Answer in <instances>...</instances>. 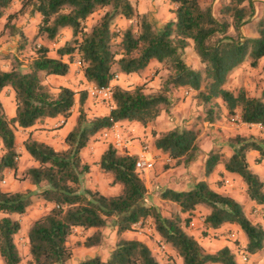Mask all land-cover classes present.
I'll use <instances>...</instances> for the list:
<instances>
[{"label": "trees", "instance_id": "trees-1", "mask_svg": "<svg viewBox=\"0 0 264 264\" xmlns=\"http://www.w3.org/2000/svg\"><path fill=\"white\" fill-rule=\"evenodd\" d=\"M14 1L0 0V19ZM169 1L175 17L161 26L147 13H139L131 0H21V8L7 15L5 27L11 32L15 31L12 21L29 7L42 19L31 40L34 55L26 67L16 55L10 69L0 64V94L6 88L13 89L16 103V114L10 117L0 97V256L5 264L23 261L15 242L22 225L13 215L26 213L34 196L50 203L51 208L28 228L31 259L26 264H67L73 255L69 241L74 228L92 231L84 241L86 247L99 246L110 219L117 226V241L108 258L95 256L79 264H175L160 261L145 241L125 236L135 229L136 223L148 219L183 264H239L232 247L226 245L210 252L187 230L200 205L209 209L203 223L205 229L236 224L246 237L243 249L248 255L264 250V225L252 221L240 201L216 191L206 180L187 190L161 189V199L179 207L171 216H164L158 206L149 203L148 188L136 167L138 155L121 152L111 143L99 164L113 177V184L122 185V192L106 195L84 184L91 168L83 160L82 151L93 137L124 121H136L144 127L153 125L162 113L170 111L173 91L181 87L194 91L196 101L203 107L201 119L205 122L222 120L225 108L230 116H238L244 123L264 126V93L250 95L244 86H227L231 74L245 62L253 68L261 66L264 78V15L255 24L256 35L245 36L242 31L255 16L256 0H219L218 15L203 0ZM99 11L100 17L89 24L90 17ZM118 16L131 24L113 30ZM66 27L72 31L71 39L57 49V56H51L46 42H54ZM191 45L201 68L186 62L185 52ZM65 55L69 56L68 61L63 59ZM75 57L80 58L89 83L112 85L108 114L88 116L85 89L76 91L66 85L52 89L44 82L42 74L67 75ZM152 60L160 64L156 74L162 68L167 70L156 91H147L146 83L127 88L116 82L117 75L143 73ZM77 104L78 119L65 137L64 149H56L32 135L24 142L27 152L38 162V166L23 172L24 179L37 190L4 189L6 171L16 175L19 168L15 128H29L49 117L62 116L67 120ZM153 135L155 147L169 156L175 167L188 166L202 152L196 128L176 126ZM232 147L229 157L217 150L208 154L205 175H211L223 164L228 172L241 176L249 199L264 208V178L248 161L250 151L258 152V161H264V137L237 134Z\"/></svg>", "mask_w": 264, "mask_h": 264}, {"label": "crops", "instance_id": "crops-1", "mask_svg": "<svg viewBox=\"0 0 264 264\" xmlns=\"http://www.w3.org/2000/svg\"><path fill=\"white\" fill-rule=\"evenodd\" d=\"M216 1L218 2L219 0ZM131 2L136 7L139 13L141 14L147 13L151 19L157 22L159 26L163 25L165 22L175 17V14L171 11L172 5L170 4L169 0H131ZM20 8H21V0H15L11 8H9L6 14L0 19V64L4 69H10L12 57L14 55L19 57L20 53H24L25 55H28L31 58L34 55V50L31 45V40L35 36L38 30V26L41 22L42 17L40 13L38 12L32 13L26 11L24 14L20 15L17 19H14L12 21V25L15 26V31L13 32L10 31V28L5 27L7 22V15L18 11ZM115 23H118L119 26L124 28L129 24V21L122 16H118L115 20ZM62 33L66 35V38L63 41L62 40L59 41L60 38H57L55 40V41H59L58 48L64 45V43L69 39H71L72 37V31L68 27L63 28L61 34ZM46 44L50 47V55L57 56V52L55 53V51L52 50L53 48L51 45H53V42H46ZM68 58H69L68 55H65L63 57V59L66 61L69 60ZM74 64L76 63H71V66ZM158 66H160L159 62L157 60H152L149 66L147 67V69L143 73L121 75L119 79L116 80V82H118L119 84L125 87L123 81L124 79H128V78H131L133 81H136L137 84L145 83L146 81H151V83L153 84L157 83L159 89L160 82L158 80V77L155 76V72L153 71V69ZM42 75L45 77L44 74ZM70 75L71 73L65 76L48 75L47 80L45 81L46 83H48V79L49 81L57 80L60 81L59 85H66L70 87V85L67 83V79L68 77H70ZM82 77L85 79L87 85L91 84L86 80L83 72H82ZM5 91H8L9 93L6 94ZM178 93H179L178 89H175L173 91V94H178ZM0 97L5 105V109L8 115L10 117H14L16 114L14 90L11 88H6L0 94ZM172 109L171 110L173 115H176L175 120L178 122L181 119L180 115L182 114L180 115L177 114V111H179L177 106L173 107ZM86 111H89L88 105L86 107ZM109 111L110 110H106V112H104L103 115L108 114ZM224 111L225 114L229 116L225 108ZM183 113H186V111H184ZM202 114L203 112L201 111L197 115H202ZM185 117L188 118L191 117L189 122H193L196 119L195 117H193L191 112H188V114H186ZM77 119H78V104L74 108L73 115L67 120H65L62 116H58L54 118L49 117L43 121L37 122L35 125L29 128L18 127L20 132H23L24 138L22 140L21 145L17 144L18 151L20 153L19 168L17 173L24 172L29 167L38 166V162L27 152L24 146L25 140L30 135H32L34 138H36L39 141H43L52 145L56 149H64L66 147L65 137L68 134V132L74 127ZM155 123L157 124L156 127L159 129V132H165L177 126L174 125V121L172 119L171 120L167 119L163 115V113L161 116L157 118ZM205 124L211 126L216 124L218 126H230L229 129L233 130V132L235 131L234 133L241 135L247 134L245 129V124L243 123H241L242 125L239 127V130L238 128L234 127L231 123H226L224 119L216 123L205 122ZM117 126L121 128V130L129 138L130 141L129 147L127 149H121V152H128L130 154L138 155L141 151V148L145 146L144 141L145 140L149 141L150 154L152 157L155 158V167L153 169L145 170L142 173H140L141 177L144 179L146 186L148 188L147 197L149 203L154 204L158 207L166 203L176 205L175 203L161 199L160 197L161 189L171 188L174 190H187L191 188L195 183L201 180H206L209 182L211 187L216 191L229 194L238 201H240L244 205V208L252 221H253V216L251 215L250 212V208L252 207H257V210H260L262 215H264V208L261 206H257L253 201L249 199L246 193V185L243 179L241 178V176H239L236 173L228 172L224 168L223 164H219L211 175L209 176L205 175V161L208 157V154L212 150H216L215 146H218L214 141H212V137H215L214 133L216 132L217 129L214 128L211 131L209 129L208 132L209 133L211 132V134L208 136L205 135V132H201V133L199 132V143L202 152L200 156L197 158V160L192 162L191 165H188L186 167L185 166L177 167L172 171H164L163 163L164 160H167V158H169V156L162 153L161 150L155 147L154 138L150 134L148 128H144V126H142L140 123L136 121H124L121 123H117ZM187 127L192 128L193 126L191 125ZM103 130H101L95 137H93L90 143L82 151L83 160L89 163L91 168L90 172L87 173L84 177V184L86 187L92 190H100L102 193L106 195H118L122 192L123 189L122 185L119 183L113 184V177L110 174L105 173L99 164L101 155L110 144V140L105 139L102 136ZM232 153H233V147L226 152L225 157L231 156ZM255 155H258V152L250 151L248 153L249 164L254 171L259 173V175L263 176V172H261V168L254 166L253 163L251 162L250 157ZM11 175L15 177L14 171H12L11 173L10 170H7L5 177L6 183H4L2 187L6 190L18 191L4 187V185L12 184ZM222 176L226 180H225V185L220 187L217 181ZM234 180H236V182L239 184V188H236L234 186ZM23 182L25 184L26 189H33L34 185L28 179H26ZM208 213H209V209L206 206L204 205L198 206L197 209L194 211L192 217L193 220L191 221L192 222L191 224L196 225L197 223L201 222V224L203 225L205 216ZM13 217L20 219L22 225L20 232L15 236V242L20 250L23 259L25 258L26 260H29L31 259V256L29 255V239L27 232L31 223L25 225L20 215H13ZM256 222L262 223L264 225V218L261 217V219ZM152 229L154 230V228ZM225 229L239 230V235L241 236L242 241L244 242V244L246 243V237L244 233L242 232L240 227L236 224H226L220 229H212L209 231L218 234L220 233V231H223ZM116 231H117V227L115 229V232ZM90 232L91 231H84L81 227L74 228L73 235H71L69 241V246L73 250V255L72 258L67 262V264H79L80 262L88 258H93L95 256H101L103 260H106L108 258L110 252L103 250L101 248L99 249L98 246L86 247L84 245V241ZM154 232L156 233L158 239L161 240L159 234L155 230ZM190 233L194 235L203 244L202 242L203 240L199 237L197 233H195V231H190ZM125 236L128 238H137L143 240L152 248L151 242H149V240L145 238V236L139 235V233L129 231L125 233ZM79 240L81 241V244L78 243ZM223 243H224L223 246L228 245L232 247L230 242L226 243L223 240ZM113 249L114 247L111 248L110 251H112ZM172 253L176 254L174 250H172ZM260 253L261 251L256 254H253V256H260L261 255ZM0 261H3L1 256H0ZM177 263L183 264L182 258L179 257L177 259Z\"/></svg>", "mask_w": 264, "mask_h": 264}, {"label": "rangeland", "instance_id": "rangeland-1", "mask_svg": "<svg viewBox=\"0 0 264 264\" xmlns=\"http://www.w3.org/2000/svg\"><path fill=\"white\" fill-rule=\"evenodd\" d=\"M204 4H211L213 6V11L215 13V15H218V9L220 7V3L219 1L217 2L216 0H203ZM256 5V13L254 18H252V20L245 25L242 28L243 34L245 36H253L256 35L255 31H254V27L255 24L258 22V20L264 15V1L263 0H256L255 2ZM32 10V7H29L27 9V12H32L34 13ZM102 11H99L97 13H95L93 16L90 17L89 19V24H92L93 22H95L101 15ZM129 21V20H128ZM131 24V22L129 21V24L127 26H129ZM126 26V27H127ZM124 27V28H126ZM123 27L119 26L118 23H114L113 24V30L118 31L119 29H124ZM58 38H60L59 41H63L66 38V35L64 33H62ZM119 37L116 38V42H119ZM59 41H54L52 46V50L55 51V53L57 52L58 49V43ZM19 58L22 61V63L25 65L28 64V61L31 57H29L28 55H25L24 53H20L19 54ZM76 58H74V61L72 63H75ZM185 59L188 65H190L193 68H201V63L199 60L198 55L196 54L193 45L189 46L186 49L185 52ZM263 64V61L261 63V65ZM156 69H158L157 67H155L153 69V71L155 72V76L158 77L159 82H161V79L164 78V76L167 73V70L165 68H162L160 70V72L158 74H156ZM71 75L70 77H68L67 79V83L70 85L71 88H73L76 91H80V90H84L87 86V83L85 81V79L82 77V66L79 65H72L70 72ZM68 73V74H69ZM46 77V78H45ZM43 76L44 82L46 83L45 80H47V76ZM146 90L147 91H155L158 89V84H153L151 83V81H146ZM52 89H56L59 84L60 81L54 80V81H49L48 79V83H47ZM123 84L125 85V87L127 88H133L136 85H138L136 83V81H133L131 78L128 79H124ZM143 84V83H141ZM227 86L231 89H238L242 86H244L250 95H256V96H260L262 95V93H264V78H263V74L261 72V66L258 68H253L250 66L249 62H245L242 66H240L239 68H237L230 76L228 82H227ZM179 93L178 94H173L172 95V102H173V107L177 106L179 111H177V114H182L181 119L177 122L176 119V115H173L172 110L170 109V111L168 112H164L163 115L169 119V120H173L174 121V125L177 126H193V128H196L200 133L201 132H205V135H210L211 132L209 133L208 130L210 129V131L212 129H217L215 134V137H212V141H214L216 143L215 146L217 151H222V153L225 155L227 151H229L232 148V144H233V140L234 137L237 135V133H234L233 130H230L229 127L230 126H218L216 125H206L205 121H203L201 119L202 115H197L199 112H203V107L201 105H199V103L196 101L195 97H194V91H190L189 94L186 93L187 90H189L188 88L184 87V88H179ZM6 94H8V91H5ZM88 105V110L87 114L90 117L93 116H102L104 112H106V110H110L111 104L99 100L97 98H92L90 96H88V99L86 101V107ZM184 111H186V113H183ZM182 112V113H180ZM188 112H191V114L193 115V117H195L196 119L193 122H189L191 117H185L186 114H188ZM238 116H228V115H224L223 119L225 120L226 123H231L234 127L238 128L242 125L239 121H238ZM177 122V123H175ZM157 124L154 123L153 125H148L144 128H148L150 134L152 135V137L154 138L153 132H159V129L156 127ZM245 129L247 132V136L248 135H253L255 137H264V126L259 125V124H252V125H248L245 124ZM15 133H16V138H17V144L21 145L22 144V140L24 138V134L23 132H20V130L18 128H15ZM218 140V141H217ZM144 145L149 146V141L145 140L144 141ZM121 151V149H119ZM0 152H2V145L0 143ZM259 155H255V156H251V162L253 163L254 166H257L258 168H261V172H263V176L261 175L262 178H264V161H258ZM175 162L174 161H167L164 160L163 163V169L164 171H172L173 169L177 168L174 166ZM191 165V164H189ZM169 166V167H167ZM183 167V166H180ZM145 171V170H143ZM143 171L139 170V173H142ZM12 173V171H11ZM170 178V176H169ZM26 179H24V173L23 172H18L15 177L13 175H11V181L12 184H7L4 185V187L9 188V189H14V190H18V191H22L25 192L28 189H26L25 184L23 181H25ZM225 178L222 176L217 183H219L220 187L225 185ZM4 183H2L3 186ZM234 186L236 188H239V184L236 182V180H234ZM32 190H37V187L34 185ZM13 191V190H12ZM51 208V204L47 203L46 201H44L42 198L38 197V196H34L33 197V203L32 205L27 209L26 213L20 215L25 223V225L32 223L35 219L41 217L42 215L46 214L49 209ZM179 209V207L177 205H173L170 203H166L163 204L161 206H159V210L161 211V213L164 216H171L173 213H175L177 210ZM250 212L251 215L253 216V221H258L261 219V217L264 218V215H262V213L260 212V210H257V207H252L250 208ZM201 213V211H200ZM198 215V214H197ZM0 216H2L0 214ZM24 216V217H23ZM184 217L187 216V214L183 215ZM201 216V215H200ZM35 218V219H34ZM193 220V218H192ZM32 221V222H31ZM192 223V222H191ZM189 224V226L187 227V230L190 231H195V233H197L199 235V237L203 240V245L205 244V248L210 251V252H214L216 250H218L219 248H221L224 242L231 243L232 248L234 249V251L236 252L237 255V259L239 264H264V250L261 251V255L260 256H253V255H248L244 249H243V245L244 242L242 241L241 236L239 235V230H235V229H225L223 231H220V233L216 234V233H212L211 231L205 229V227L200 223H197L196 225H192ZM116 225L114 223L113 219L109 220L108 226L105 227L103 229L104 231V240L102 242L101 245H99V249H103L106 250L108 252H111L110 249L115 247L116 241H117V234L115 232L116 229ZM153 228V222L151 219H148L147 221L143 222V226L142 229L138 230V229H134L133 232L135 233H139V235L141 236H145V238H147L149 240V242H151L152 244V250L154 252V254L156 255V257L159 258L160 261L162 262H167V261H172L175 264L177 263V259L179 258V256L177 254H173L172 253V247L162 243L161 240L158 239L156 233L154 232ZM92 231L89 233L91 234ZM85 235V234H84ZM78 243L81 244V241L79 240ZM176 255V256H175ZM28 260H26L25 258L23 259L21 264H26ZM0 264H5L3 261H0Z\"/></svg>", "mask_w": 264, "mask_h": 264}, {"label": "built area", "instance_id": "built-area-1", "mask_svg": "<svg viewBox=\"0 0 264 264\" xmlns=\"http://www.w3.org/2000/svg\"><path fill=\"white\" fill-rule=\"evenodd\" d=\"M76 65L81 66V60L78 57L75 61ZM116 79H119V76H116ZM85 90L88 93V96L92 98H97L99 100L105 101L109 104L112 102V85H97V84H89L86 86ZM187 94L190 93V90L186 91ZM111 108V107H110ZM238 121L243 124L244 123L238 118ZM252 125V124H248ZM260 125V124H259ZM102 136L105 139L110 140V143L119 149H127L129 147L130 141L129 138L124 134L120 127L117 126V123L109 128H105L103 130ZM167 161H171V158H167ZM136 167L138 170H150L155 167V158L151 156L149 146L145 145L141 148L140 153L138 154ZM6 183V180L3 181ZM143 221H140L134 225L135 229H142Z\"/></svg>", "mask_w": 264, "mask_h": 264}]
</instances>
